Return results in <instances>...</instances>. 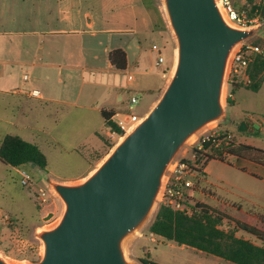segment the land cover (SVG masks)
I'll return each mask as SVG.
<instances>
[{
	"label": "rangeland",
	"instance_id": "374dc122",
	"mask_svg": "<svg viewBox=\"0 0 264 264\" xmlns=\"http://www.w3.org/2000/svg\"><path fill=\"white\" fill-rule=\"evenodd\" d=\"M161 3L165 9L163 0ZM261 22L262 25L256 28L254 35L249 39L264 44V19ZM169 28L174 37L176 53L178 45L170 23ZM257 55H253L254 59ZM174 67L175 64L173 69ZM25 72L28 78L25 79L26 75H23V80L32 82L34 73L25 68L21 75ZM228 73L229 68L226 78ZM86 74H89L88 71ZM253 82L251 78V83ZM227 90L230 93V85L227 89L225 83L224 115L215 126H205L196 132L194 140L187 141L180 148L176 159L188 158L196 167L195 148H200V139L225 130L230 131L238 142L264 149V84L258 90L245 86L236 88L233 94L231 93L234 98L232 105L227 102ZM162 93L163 91L150 96L145 91L125 89L119 107L124 113L143 116L151 100L154 98L155 104ZM133 96L138 97L136 103H131ZM15 97L0 94V116L13 119L12 114L15 113L17 122L14 126L11 122L0 121V142L6 133H12L39 144L48 158V171L33 164L12 167L0 160V252L4 259L13 264H32L40 261L44 253V243L39 234L55 227L65 211V203L52 183H80L110 155L120 141L112 140L103 132V136L92 143V131L98 126L100 117L97 115L95 120L94 113L90 111L78 109L70 104L45 105L41 104L45 100ZM119 118L120 116H116V119ZM243 118L252 123L255 131L239 130L235 122ZM18 126L29 128L23 132L18 130ZM98 130H104L101 124ZM111 144L113 146L110 149ZM107 151L109 153H105L104 157L98 160L100 154ZM96 160L98 162L94 163ZM226 160H209L208 174L204 171L194 172V188H184L191 197L190 204L205 202L233 218L243 221L256 220L257 213L264 212V167L233 155H227ZM243 163L246 170L242 169ZM22 168L31 175L30 183L26 186L21 183ZM43 192L46 193L44 196ZM163 195L164 185L161 197L156 201L149 216L124 240V252L131 264H142L141 257L145 255L146 248L154 260L163 264H195V257H205L193 247H182L149 233L148 228L163 202ZM221 227L233 230L236 224L227 218ZM236 235L255 242L254 237L241 229L236 231Z\"/></svg>",
	"mask_w": 264,
	"mask_h": 264
},
{
	"label": "water",
	"instance_id": "95a60500",
	"mask_svg": "<svg viewBox=\"0 0 264 264\" xmlns=\"http://www.w3.org/2000/svg\"><path fill=\"white\" fill-rule=\"evenodd\" d=\"M163 2L178 45L175 71L144 119L85 181L52 183L65 211L58 225L39 234L44 253L32 264H131L124 240L153 210L178 151L224 115L230 55L256 28L229 25L216 0ZM235 123L254 131L246 120ZM0 264H8L1 252Z\"/></svg>",
	"mask_w": 264,
	"mask_h": 264
},
{
	"label": "crops",
	"instance_id": "0c3cea01",
	"mask_svg": "<svg viewBox=\"0 0 264 264\" xmlns=\"http://www.w3.org/2000/svg\"><path fill=\"white\" fill-rule=\"evenodd\" d=\"M173 38L161 0H0V94L45 100V105L70 104L94 113L95 120L98 115L93 143L101 138L98 133H106L104 109L124 113L119 102L125 89L150 96L165 90L175 64ZM118 48L126 53L125 69L111 61ZM25 68L34 73L32 82L23 80ZM34 89L40 97L30 94ZM12 115L0 121L16 126ZM100 124L104 130H98ZM17 128L24 132L29 127ZM242 169H247L244 163ZM203 171L208 174L207 166ZM199 252L205 257H195V264H234Z\"/></svg>",
	"mask_w": 264,
	"mask_h": 264
},
{
	"label": "trees",
	"instance_id": "16d2710c",
	"mask_svg": "<svg viewBox=\"0 0 264 264\" xmlns=\"http://www.w3.org/2000/svg\"><path fill=\"white\" fill-rule=\"evenodd\" d=\"M264 19V13L262 14ZM111 61L119 69L127 66V57L124 50L118 48L111 54ZM249 74L254 80L253 83L244 85L243 82L229 80L230 93L233 94L236 88L247 87L258 90L264 81V55L258 54L249 67ZM228 103L233 104V100L228 98ZM105 118L104 129L111 130L123 135V130L113 121L115 111L103 110ZM99 136L103 134L98 133ZM230 135V136H229ZM201 148L196 147L197 153L196 167L188 158L187 161L196 171H203L211 159L227 161L226 156L233 155L241 159H246L264 166V149L243 142L237 139L228 130L209 135V139H200ZM113 144L109 147L112 148ZM104 152L98 157L102 159ZM0 160L12 167H22L35 164L36 167L48 171V158L37 143L26 140L18 134L6 133L0 142ZM96 160L94 163H97ZM170 186L176 191H183L184 202L193 209L192 214L175 209L168 203V195H165L163 202L150 224L148 231L167 241L180 246L193 247L197 250L212 254L230 261L234 264H264V212L257 213L256 220H239L233 218L205 202L190 204L188 195L181 185L174 186L173 181ZM232 220L236 227L233 230H225V219ZM241 229L254 237V241L236 235V231ZM143 264H163L154 260L148 251L141 257Z\"/></svg>",
	"mask_w": 264,
	"mask_h": 264
},
{
	"label": "built area",
	"instance_id": "2783aa9c",
	"mask_svg": "<svg viewBox=\"0 0 264 264\" xmlns=\"http://www.w3.org/2000/svg\"><path fill=\"white\" fill-rule=\"evenodd\" d=\"M217 4L221 6L224 13L230 19L235 26L242 29H251L258 28L262 25V14L264 13V0H216ZM155 49H159L158 45L153 46ZM254 54H263L264 55V44H259L250 39L244 40L239 43L234 50L232 51L228 68L229 73L226 78L227 89L229 87V80H235L243 83H251V78L247 73L251 63L254 61ZM164 56L160 54L159 62L164 61ZM227 74V73H226ZM28 78V75L25 76V79ZM132 79V76H129ZM227 90V100L232 97V94ZM34 97H40L41 92L38 89H34L30 92ZM138 101L137 96L131 98V103H136ZM147 113H145L146 115ZM116 116H120L119 119H115L117 125L123 130L124 134L120 135L114 131L108 130L106 134L112 140L121 141L124 136H126L132 129H134L143 119L144 116H139L136 113H116ZM230 136V135H229ZM205 141L209 139V136L202 137ZM118 143V142H117ZM202 145L200 144V148ZM196 170L191 166V164L182 159H174L170 164L168 171L166 173V182L164 185V195H168V203L173 206L175 209L180 211H185L188 214H192L193 209L186 205L184 202L185 195L183 191H176L170 186L173 181L174 186L181 185L183 188L193 189L195 186L193 177ZM197 173V172H196ZM22 176L21 183L23 185H28L31 180V175L27 170L22 168L20 170ZM46 193L43 192V196ZM45 200L44 197H42ZM164 200V199H163ZM152 236L153 233H150Z\"/></svg>",
	"mask_w": 264,
	"mask_h": 264
},
{
	"label": "bare ground",
	"instance_id": "6f19581e",
	"mask_svg": "<svg viewBox=\"0 0 264 264\" xmlns=\"http://www.w3.org/2000/svg\"><path fill=\"white\" fill-rule=\"evenodd\" d=\"M218 7H219V9H220V11H221V13H222V16H223V18L225 19V21H226L229 25L235 27L234 24H233V23L230 21V19L227 17V15L224 13V11H223V9L221 8V6L218 5ZM177 60H178V58L176 59V62H177ZM175 69H176V64H175V67H174V69H173V73H174ZM227 71H228V67H227ZM224 94H225V86H224V89H223L222 99H221V101H222V105H224ZM217 122H218V119L212 120V121H210V122H208V123L206 124V127H207V126H209V127H213V126L216 125ZM195 137H196V133L192 134V135L187 139V141L190 142V141L194 140ZM94 171H95V170H94ZM94 171H93V172H94ZM93 172H92V173H93ZM92 173H91V174H92ZM91 174H90V175H91ZM85 180H86V178L83 179L81 182H83V181H85ZM165 182H166V176H164V178H163V184H164ZM76 183H79V182H75V184H76ZM161 189H162V188H161ZM161 194H162V190L160 191V193H159V195H158V199H160ZM60 220H61V219L58 220V222L56 223V225H58V223L60 222ZM1 256H2V254H1ZM5 260H6V259H5ZM6 262H7L8 264H13V262H8L7 260H6Z\"/></svg>",
	"mask_w": 264,
	"mask_h": 264
},
{
	"label": "flooded vegetation",
	"instance_id": "af4514ba",
	"mask_svg": "<svg viewBox=\"0 0 264 264\" xmlns=\"http://www.w3.org/2000/svg\"><path fill=\"white\" fill-rule=\"evenodd\" d=\"M237 122H241V120L240 121H237ZM237 127H238V125H236Z\"/></svg>",
	"mask_w": 264,
	"mask_h": 264
}]
</instances>
